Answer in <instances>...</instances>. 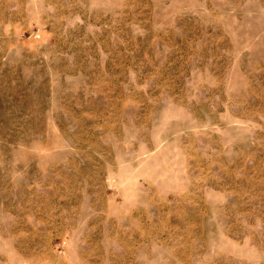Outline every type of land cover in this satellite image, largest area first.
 I'll return each mask as SVG.
<instances>
[{
  "label": "rangeland",
  "instance_id": "1",
  "mask_svg": "<svg viewBox=\"0 0 264 264\" xmlns=\"http://www.w3.org/2000/svg\"><path fill=\"white\" fill-rule=\"evenodd\" d=\"M0 264H264V0H0Z\"/></svg>",
  "mask_w": 264,
  "mask_h": 264
}]
</instances>
